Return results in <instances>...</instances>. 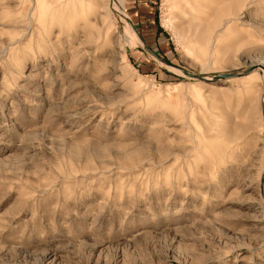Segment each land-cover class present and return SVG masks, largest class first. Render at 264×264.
<instances>
[{
    "label": "rangeland",
    "instance_id": "1",
    "mask_svg": "<svg viewBox=\"0 0 264 264\" xmlns=\"http://www.w3.org/2000/svg\"><path fill=\"white\" fill-rule=\"evenodd\" d=\"M123 7L0 0V264H264V0Z\"/></svg>",
    "mask_w": 264,
    "mask_h": 264
},
{
    "label": "bare ground",
    "instance_id": "2",
    "mask_svg": "<svg viewBox=\"0 0 264 264\" xmlns=\"http://www.w3.org/2000/svg\"><path fill=\"white\" fill-rule=\"evenodd\" d=\"M110 3H112L113 5H114V9L116 8L120 13H123L124 12V10H123V0H117V2H116V0L114 1V2H112L111 0H109V5H110ZM121 4V6L123 7H121V8H119V6H117V4ZM116 9H115V11H116ZM121 15V14H120ZM124 16H125V18H128V16L124 13ZM122 17V16H121ZM123 18V17H122ZM123 20V19H122ZM126 23H128L127 21H126ZM231 23V22H230ZM128 26H126V38H127V40H130L131 42H133V43H136V45L137 44H142L143 45V42L141 41V40H139L138 39V37H137V35L134 33V31H133V27H132V25L131 24H127ZM133 28V29H132ZM136 31V30H135ZM137 33V32H136ZM132 43V44H133ZM161 65H163V66H165L166 68H168V69H170L171 71H176V72H178L179 73V71L178 70H175V69H173L172 67H169V66H167V65H164L163 63H160ZM262 63H258V65L257 66H260ZM263 65V64H262ZM211 79V78H210ZM207 80H209V78H207Z\"/></svg>",
    "mask_w": 264,
    "mask_h": 264
},
{
    "label": "water",
    "instance_id": "3",
    "mask_svg": "<svg viewBox=\"0 0 264 264\" xmlns=\"http://www.w3.org/2000/svg\"><path fill=\"white\" fill-rule=\"evenodd\" d=\"M131 24V23H130ZM135 30V29H134ZM150 52V51H149ZM153 56H155L154 54H153ZM156 57V56H155Z\"/></svg>",
    "mask_w": 264,
    "mask_h": 264
}]
</instances>
